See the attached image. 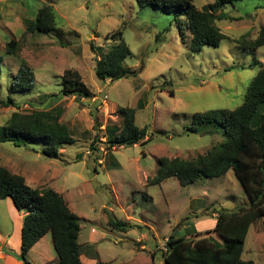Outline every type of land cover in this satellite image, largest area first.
Listing matches in <instances>:
<instances>
[{"label": "rangeland", "instance_id": "374dc122", "mask_svg": "<svg viewBox=\"0 0 264 264\" xmlns=\"http://www.w3.org/2000/svg\"><path fill=\"white\" fill-rule=\"evenodd\" d=\"M192 1L197 8L214 2ZM43 5L53 8L57 30L26 32L24 21L33 19ZM221 10L236 17L215 21L229 40L193 53L184 20L181 38L173 12L140 8L137 0H0V102L11 98L17 103L0 104V134L14 111L57 108L59 121L75 139L61 145L54 157L43 154V142L16 146L0 140V166L22 175L33 188H52L63 197L79 217L78 243L91 245L86 246L94 252V262L165 264L161 247L170 234L212 230L213 214L249 203L231 169L185 186L175 176L159 184L147 181L155 175L158 159H192L223 142L222 130L211 124L190 132L193 114L234 109L264 64V47L247 50L231 41L264 35V0H237ZM119 30L130 49L124 63L133 72L100 80L94 73L95 59L118 41ZM11 40L16 41V52L6 54ZM22 60L33 70L35 83L15 92L11 82ZM68 69L79 72L89 98L60 96V77ZM126 106L134 108L135 124L146 128L148 140L108 148L105 127L120 129L117 110ZM108 215L132 227L126 232L111 229ZM21 217L23 211L11 198L0 199V236H9ZM141 233L145 237L138 240ZM42 238L45 255L27 256L32 264H52L56 258L49 233ZM2 247L3 253L17 255L16 247ZM241 258L264 264V214L251 223Z\"/></svg>", "mask_w": 264, "mask_h": 264}, {"label": "trees", "instance_id": "16d2710c", "mask_svg": "<svg viewBox=\"0 0 264 264\" xmlns=\"http://www.w3.org/2000/svg\"><path fill=\"white\" fill-rule=\"evenodd\" d=\"M234 1L237 0H214L200 8L192 0H137V4L140 8L153 6L168 13L173 12L179 21L181 38L184 36V29L180 20H184L183 25L190 34L188 48L191 52L198 53L205 45L218 47L222 40H229L216 26L215 21L236 19L221 10L224 5L233 4ZM24 25L26 32L57 30L53 8L43 5L33 19L24 21ZM116 38L118 41L95 59L94 73L100 80L118 79L133 72L124 63L130 55V49L121 30L117 32ZM231 41L247 50L264 47L263 32L255 39L243 36ZM16 45L15 40L7 42L6 54L15 53ZM60 78V96H91L77 70L68 69ZM34 80L33 70L22 60L11 82L13 91L31 89ZM172 93L173 90H170V94ZM0 104H14L17 107V103L11 98L1 101ZM141 105L139 101L138 106L142 107ZM117 115L121 118V128L114 130L105 127L108 131V148L134 145L148 140L145 139L146 128H139L135 124L134 108L120 107ZM60 116L61 110L57 108L48 111L35 110L29 114L14 111L1 129L3 134H0V140L11 141L16 146L43 142V154L54 157L61 145L75 142L71 130L59 121ZM192 122L195 126L189 128L190 132L197 133V126L211 124L222 130L224 141L192 159H158L156 173L147 181L150 184H159L164 179L175 176L180 185L185 186L200 177L225 175L231 169L247 193L249 203L236 210L220 209L212 230L204 233L190 230L184 236L170 234L165 241L166 249L161 251L162 259L165 264H253L252 260L242 259L241 254L251 223L264 214V64H259L241 104L232 110L195 112ZM93 146L94 143H91L92 149ZM7 197L11 198L18 210L23 211L20 252L17 256L23 264H31L27 259L28 251L47 233L50 234L56 254V260L52 264H85L80 258L84 248L89 250V254L91 251V257H95L91 247H87L91 245L83 247L78 243L79 217L58 192L52 188H33L26 184L22 175L0 166V199ZM107 226L120 232H126L132 227L127 221L112 215L107 217ZM95 264L106 263L98 261Z\"/></svg>", "mask_w": 264, "mask_h": 264}, {"label": "crops", "instance_id": "0c3cea01", "mask_svg": "<svg viewBox=\"0 0 264 264\" xmlns=\"http://www.w3.org/2000/svg\"><path fill=\"white\" fill-rule=\"evenodd\" d=\"M7 204H8V208H9V203L7 202ZM9 210H11V209L9 208ZM213 215L216 216V214H213ZM21 225H22V217L17 222L14 221L13 229H12V232L9 236L8 235L7 236H0V245L6 247L7 250L13 248V246L16 247L14 249H16V254H17L16 256L15 255L11 256L9 253H3V251H2L3 247L1 246L0 247V259L2 260L1 264H21L22 263L17 257L19 252H20ZM42 237L28 251L27 256L29 259H31L32 254H34V255L40 254V256L45 255L44 249H43L44 247L42 246V243H41L43 241ZM144 237H145V234L141 233L138 240L142 239ZM40 243H41V245H40ZM87 244H89V243H87ZM87 244H85V245L81 244V245H83V247L84 246L86 247ZM51 258L52 257H50L49 259H51ZM80 258H81L82 262H84L85 264H95L96 263V262H94L95 260H93L96 258H92L91 255L89 254V250H87L86 248H84V252L81 254ZM55 260H56V258H55ZM55 260H51V261L54 262Z\"/></svg>", "mask_w": 264, "mask_h": 264}, {"label": "built area", "instance_id": "2783aa9c", "mask_svg": "<svg viewBox=\"0 0 264 264\" xmlns=\"http://www.w3.org/2000/svg\"><path fill=\"white\" fill-rule=\"evenodd\" d=\"M107 98V95H104V99H106ZM166 248H165V243L162 245V247H161V250H165Z\"/></svg>", "mask_w": 264, "mask_h": 264}]
</instances>
